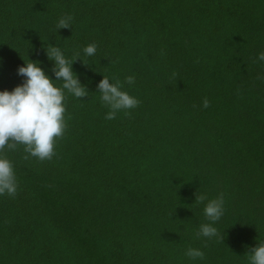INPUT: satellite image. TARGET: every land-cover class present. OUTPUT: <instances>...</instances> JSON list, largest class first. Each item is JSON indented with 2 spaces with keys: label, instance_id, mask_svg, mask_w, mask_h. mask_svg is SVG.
<instances>
[{
  "label": "trees",
  "instance_id": "1",
  "mask_svg": "<svg viewBox=\"0 0 264 264\" xmlns=\"http://www.w3.org/2000/svg\"><path fill=\"white\" fill-rule=\"evenodd\" d=\"M49 45L79 53L89 95L65 90L51 160L4 150L18 189L0 195V264H248L264 242V0H0V91L28 60L55 81ZM103 76L141 102L129 117L104 118ZM195 194L223 195V243L197 238Z\"/></svg>",
  "mask_w": 264,
  "mask_h": 264
},
{
  "label": "clouds",
  "instance_id": "2",
  "mask_svg": "<svg viewBox=\"0 0 264 264\" xmlns=\"http://www.w3.org/2000/svg\"><path fill=\"white\" fill-rule=\"evenodd\" d=\"M73 17L68 14L61 17L56 29H70ZM97 44H88L83 52L86 56L96 54ZM48 60L54 66L52 73L55 81H63L61 87L55 85V81L45 74L38 61H29L24 66L18 67L17 75L23 77V82L11 91H0V195L15 197L18 182L14 171V165L5 155L4 150L15 151L18 145H23L24 158H37L40 161L51 160L55 155V146L58 139L62 138L66 131L65 120V90L77 99L81 100L89 95L86 86H82L79 78L72 69L74 62L78 61L79 53L74 54L73 59H66L59 47L49 45L45 51ZM257 59L264 61V52L258 54ZM124 83H135L133 76L125 78ZM124 84L119 79L110 82L109 77L103 76L97 85L100 93V101L109 111L105 115L106 120H113L117 113L123 111L126 117L131 115L130 110L135 109L141 103L136 97L122 90ZM210 106L205 98L203 107ZM207 203L204 206V216L208 223L201 224L196 233L197 238H217L223 243L224 234L220 233L213 225L224 215V199L219 197L208 200L205 195H196L197 204ZM185 255L190 259L205 258L203 251L188 248ZM248 264H264V242L256 244L246 253Z\"/></svg>",
  "mask_w": 264,
  "mask_h": 264
}]
</instances>
